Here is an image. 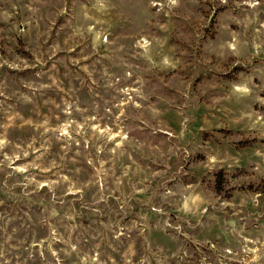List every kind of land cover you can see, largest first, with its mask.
Returning <instances> with one entry per match:
<instances>
[{"label":"rangeland","instance_id":"rangeland-1","mask_svg":"<svg viewBox=\"0 0 264 264\" xmlns=\"http://www.w3.org/2000/svg\"><path fill=\"white\" fill-rule=\"evenodd\" d=\"M0 264H264V0H0Z\"/></svg>","mask_w":264,"mask_h":264}]
</instances>
